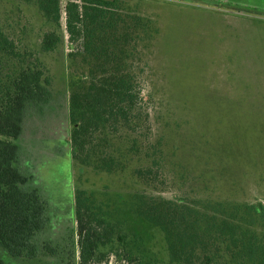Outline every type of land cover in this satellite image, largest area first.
<instances>
[{
  "label": "rangeland",
  "instance_id": "obj_1",
  "mask_svg": "<svg viewBox=\"0 0 264 264\" xmlns=\"http://www.w3.org/2000/svg\"><path fill=\"white\" fill-rule=\"evenodd\" d=\"M67 1L56 26L35 3L0 0V30L38 63L51 92L45 112L29 106L22 136L11 140L20 147L14 166L45 201L48 223L34 239L36 258L0 247V264H79V192L116 227L102 264H182L141 213L152 199L190 209L196 230L188 231L209 236L195 263L264 264V0H118L137 23L132 67L145 118L135 133L98 136L93 162L112 157L111 171L71 157ZM52 31L61 41L46 51ZM8 60L0 50V78Z\"/></svg>",
  "mask_w": 264,
  "mask_h": 264
},
{
  "label": "trees",
  "instance_id": "obj_2",
  "mask_svg": "<svg viewBox=\"0 0 264 264\" xmlns=\"http://www.w3.org/2000/svg\"><path fill=\"white\" fill-rule=\"evenodd\" d=\"M24 1L35 3L48 22L60 26L61 0ZM65 11L73 70L69 82L71 157L83 165L111 171L116 164L112 157L93 162L98 136L106 130L135 133L145 118L132 67L137 23L133 25L123 16L118 0H68ZM60 41L57 32H48L43 49L51 51ZM0 50L12 65L9 75L0 78V136L8 139H0V247L13 258L34 259L38 254L34 239L46 229L47 207L37 189H25L28 177L14 166L20 158V147L11 140L22 136L29 106L38 114L45 112L51 92L38 63L17 51L1 30ZM75 205L79 264H102L105 255L101 249L114 241L116 227L98 213L85 192H79ZM143 205L141 213L146 220L166 232L172 257L182 264H199L192 260L194 249L200 243L207 245L202 240L209 236L188 231L196 230L190 222L191 210L154 199ZM118 240L122 244L126 241L121 235Z\"/></svg>",
  "mask_w": 264,
  "mask_h": 264
},
{
  "label": "crops",
  "instance_id": "obj_3",
  "mask_svg": "<svg viewBox=\"0 0 264 264\" xmlns=\"http://www.w3.org/2000/svg\"><path fill=\"white\" fill-rule=\"evenodd\" d=\"M222 2H226L228 4H232V5H240L239 2H236V1H232V0H220Z\"/></svg>",
  "mask_w": 264,
  "mask_h": 264
}]
</instances>
